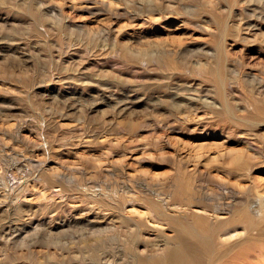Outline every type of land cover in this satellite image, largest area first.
I'll return each instance as SVG.
<instances>
[{
  "label": "rangeland",
  "instance_id": "1",
  "mask_svg": "<svg viewBox=\"0 0 264 264\" xmlns=\"http://www.w3.org/2000/svg\"><path fill=\"white\" fill-rule=\"evenodd\" d=\"M262 209L264 0H0V264H161L184 226L264 264Z\"/></svg>",
  "mask_w": 264,
  "mask_h": 264
},
{
  "label": "bare ground",
  "instance_id": "2",
  "mask_svg": "<svg viewBox=\"0 0 264 264\" xmlns=\"http://www.w3.org/2000/svg\"><path fill=\"white\" fill-rule=\"evenodd\" d=\"M221 86H223V85H221ZM247 209H249V208H247ZM262 210H264V209H262ZM239 211H242L243 213L240 216L238 215L239 217L236 214V216L238 218L234 215L235 216L234 219L235 218L237 219V223L238 222H243L246 225L251 224L252 223L251 215L250 214L248 215L247 213H244L243 210H239ZM219 212L218 211H216V212L214 211L216 220L219 218L218 217V215L220 214ZM262 212H264V211H262ZM239 214H241V213L239 212ZM255 215H254V217H255ZM258 216H261V215L259 214ZM255 223H257V222H255ZM191 228H189L187 226H184V227H180L177 230L175 238H174L173 247H171V249L169 248L166 251L167 253L164 254V257L157 261L158 263H161V264H204L205 258L208 256V251H209V248L211 247V244H212L211 241L212 240H211L210 237H207V236L203 235V233L200 230H196V229H193V228L191 229ZM247 228L248 227H246V230L250 229V228H248V229ZM252 229H254V228H252ZM219 231H221V230H219ZM237 231L238 230H236L235 226H234V228H231V229L229 227H227V228H225V231H223V233H218L217 237L222 242V244H223V242L227 243L230 239L237 238L239 236ZM241 232H242V229H241ZM241 232H240V235L242 236L243 233L241 234ZM186 235H190L193 240L189 239ZM239 238H241V237L239 236ZM257 259H259V257H257ZM148 262H150L149 259H148ZM145 264H152V263L150 262V263H145ZM154 264H156V263H154Z\"/></svg>",
  "mask_w": 264,
  "mask_h": 264
}]
</instances>
